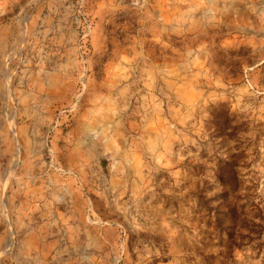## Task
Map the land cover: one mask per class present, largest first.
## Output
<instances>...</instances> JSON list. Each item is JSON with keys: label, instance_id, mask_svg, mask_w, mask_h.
Returning <instances> with one entry per match:
<instances>
[{"label": "rangeland", "instance_id": "1", "mask_svg": "<svg viewBox=\"0 0 264 264\" xmlns=\"http://www.w3.org/2000/svg\"><path fill=\"white\" fill-rule=\"evenodd\" d=\"M0 264H264V0H0Z\"/></svg>", "mask_w": 264, "mask_h": 264}]
</instances>
